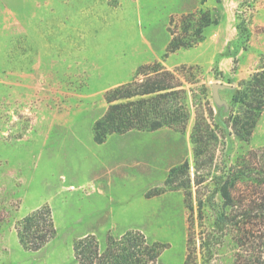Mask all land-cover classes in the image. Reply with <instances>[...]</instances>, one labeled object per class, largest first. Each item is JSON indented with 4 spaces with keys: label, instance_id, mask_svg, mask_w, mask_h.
Returning a JSON list of instances; mask_svg holds the SVG:
<instances>
[{
    "label": "rangeland",
    "instance_id": "1",
    "mask_svg": "<svg viewBox=\"0 0 264 264\" xmlns=\"http://www.w3.org/2000/svg\"><path fill=\"white\" fill-rule=\"evenodd\" d=\"M199 9L214 20L202 42L164 56L170 19ZM262 55L264 0H0V264H77L74 240L91 234L103 246L107 235L128 231L166 246L158 264H185L183 191L164 181L185 161L194 177L191 101L184 132L133 131L97 145L92 127L106 110L104 93L154 61L192 67L220 135L211 168L219 175L264 148V111L248 141L227 125L231 98ZM196 190L192 184L194 197ZM44 206L56 237L25 251L16 224ZM203 218L207 233L212 212ZM234 252L225 238L210 264H232Z\"/></svg>",
    "mask_w": 264,
    "mask_h": 264
},
{
    "label": "trees",
    "instance_id": "2",
    "mask_svg": "<svg viewBox=\"0 0 264 264\" xmlns=\"http://www.w3.org/2000/svg\"><path fill=\"white\" fill-rule=\"evenodd\" d=\"M212 24L207 9L181 15L177 20L171 18L164 56L196 47L203 40V30ZM192 71V67L168 69L158 61L139 66L129 81L104 93L107 107L93 124V141L101 145L112 135L133 131L167 128L184 132L191 118V101L194 177L190 178L189 162L185 161L172 167L164 181L168 190L183 191L188 211L184 263L210 264L216 248L228 238L235 249L232 264H264V148L248 151L219 175L211 172L220 135L206 90L203 86L194 88L198 82ZM230 105L227 125L235 137L248 141L264 111V55L258 68L237 86ZM210 181L219 197L217 205L209 195ZM192 184L197 187L195 197ZM205 209L213 218L207 233ZM15 233L25 251L41 250L56 237L50 208L44 206L26 215L16 224ZM165 249L164 244L148 242L141 232L128 231L118 237L107 235L103 246L94 235L82 236L73 241L72 255L77 264H158Z\"/></svg>",
    "mask_w": 264,
    "mask_h": 264
},
{
    "label": "water",
    "instance_id": "3",
    "mask_svg": "<svg viewBox=\"0 0 264 264\" xmlns=\"http://www.w3.org/2000/svg\"><path fill=\"white\" fill-rule=\"evenodd\" d=\"M218 88H222V86L220 85V86H214L213 87V90L215 91V90H217Z\"/></svg>",
    "mask_w": 264,
    "mask_h": 264
}]
</instances>
